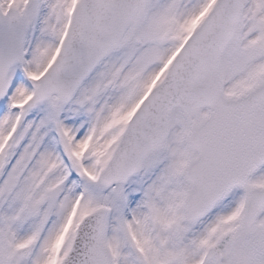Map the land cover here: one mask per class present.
Masks as SVG:
<instances>
[{"label":"snow or ice","instance_id":"1","mask_svg":"<svg viewBox=\"0 0 264 264\" xmlns=\"http://www.w3.org/2000/svg\"><path fill=\"white\" fill-rule=\"evenodd\" d=\"M0 264H264V0H0Z\"/></svg>","mask_w":264,"mask_h":264}]
</instances>
